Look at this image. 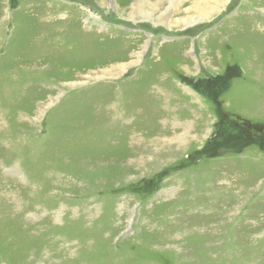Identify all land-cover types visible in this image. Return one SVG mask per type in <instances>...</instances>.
<instances>
[{"label":"rangeland","instance_id":"374dc122","mask_svg":"<svg viewBox=\"0 0 264 264\" xmlns=\"http://www.w3.org/2000/svg\"><path fill=\"white\" fill-rule=\"evenodd\" d=\"M258 125L264 0H0V264H264Z\"/></svg>","mask_w":264,"mask_h":264},{"label":"crops","instance_id":"0c3cea01","mask_svg":"<svg viewBox=\"0 0 264 264\" xmlns=\"http://www.w3.org/2000/svg\"><path fill=\"white\" fill-rule=\"evenodd\" d=\"M229 67H230V66H229ZM230 68L232 69V67H230ZM233 68H234V67H233ZM219 69H220V68H219ZM231 69H227V70L225 69L226 71H225V70H222V71H224V74L226 73L225 76H228V77H234V76L239 75V73H238V74H234V75H232V72H233V71H232ZM221 74H222V72H221ZM221 74H220V75H221ZM211 77H212V78H215V77H213V76H211ZM215 80H218V79L215 78ZM230 81H231V80H230ZM230 81H229V82H230ZM205 82H206V81H205ZM206 83H208V82H206ZM216 83L218 84V83H219V80L216 81L214 84H216ZM198 84H200V83H198ZM187 87H189L192 91H187V90H185V88H187ZM187 87L184 86V92H185L186 94H191V93H192V94L194 95L196 101L199 102L201 108H202V105L205 106L203 103L200 102V100L198 99V97L196 98V94L199 95V96H201V94H200L199 92H197V91L194 90V85H193V84H192V86H191V85H187ZM187 89H188V88H187ZM188 90H189V89H188ZM211 97H212V96H211ZM222 98H223V97H222ZM205 99L208 100V101H210V102H211L213 105H215V106L219 104V103H218V98H216L217 100H212V99L210 100L209 98H208V99L205 98ZM222 101H223V100H222ZM223 104L226 105V104L224 103V101H223ZM205 107H206V106H205ZM186 134H187V132H186ZM183 137H184V136H183ZM188 138L191 139L189 136H188Z\"/></svg>","mask_w":264,"mask_h":264},{"label":"trees","instance_id":"16d2710c","mask_svg":"<svg viewBox=\"0 0 264 264\" xmlns=\"http://www.w3.org/2000/svg\"><path fill=\"white\" fill-rule=\"evenodd\" d=\"M242 124L244 123V122H241ZM245 125H247V124H245ZM244 124L243 125H241V129H238V131H240V130H242V128L245 126ZM259 126V125H258ZM264 126H259V127H257L256 128V131L257 132H259V133H261V132H263L264 131V128H263ZM251 133L253 134V131H251ZM250 133V134H251ZM245 136L246 137H249V135L248 134H245ZM263 139V138H262ZM243 140H245L246 142H248V140L247 139H243ZM242 141V140H241ZM221 150H223V149H221ZM218 152H220V151H218Z\"/></svg>","mask_w":264,"mask_h":264},{"label":"bare ground","instance_id":"6f19581e","mask_svg":"<svg viewBox=\"0 0 264 264\" xmlns=\"http://www.w3.org/2000/svg\"><path fill=\"white\" fill-rule=\"evenodd\" d=\"M248 59V58H247Z\"/></svg>","mask_w":264,"mask_h":264}]
</instances>
